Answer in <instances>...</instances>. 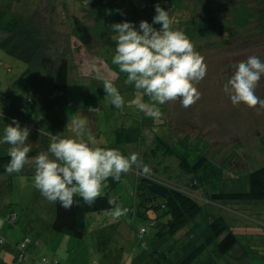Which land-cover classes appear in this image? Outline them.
Listing matches in <instances>:
<instances>
[{"label":"rangeland","instance_id":"rangeland-1","mask_svg":"<svg viewBox=\"0 0 264 264\" xmlns=\"http://www.w3.org/2000/svg\"><path fill=\"white\" fill-rule=\"evenodd\" d=\"M101 2L17 0L14 3L12 9L26 18L24 35L19 41L23 46L32 45L36 55L28 65L0 50V91L6 96L0 100V135L5 125L15 119L21 127L29 129L32 150L47 152L50 134L61 133L71 138V121L82 118L95 136L97 147L115 148L126 157L136 154L139 158L158 135L171 146L187 150L191 160L196 153H204L214 169L221 168L226 192L246 190L247 174L264 166V145L260 143L264 135V108L232 106L222 90L235 74L234 69L250 56L264 60V0H186L174 10L160 5L171 11V28L187 36L207 65L205 78L195 85L200 99L188 108L182 107L179 100L161 105L160 119L148 117L130 103L136 98V89L130 84L126 88L125 79L113 77L115 72L110 67L116 46V34L110 26L122 22L137 27L141 21L151 23L156 3L131 0L134 10L130 12L129 6L126 17L121 19L120 13L112 9L100 15ZM131 13H136L132 21ZM5 37L0 32V41ZM61 58L68 62L66 94H58L53 87ZM97 72L112 79L120 90L126 101L122 109H114L108 103ZM255 93L264 100V77ZM144 101L148 102V97ZM141 125L144 127L140 143L124 146L113 143L115 129ZM9 147L0 145V157L8 155ZM134 168L111 191V197L119 201L118 207L127 210L126 214L116 219L109 213L97 218L90 214L82 239L51 230L53 203L34 187L35 164L31 159L20 173L1 175L0 262L132 264L133 257L142 249L140 241L150 244L152 238L151 229L135 215ZM182 182H186V177ZM202 186L194 193L197 200L209 212L223 217L239 241L217 264H264V202L215 201L211 205L205 197L210 191ZM240 207L245 210L242 214L237 212ZM12 212L19 221L10 225L7 218ZM196 221L199 223L200 218ZM190 228L191 225L183 229L178 237ZM139 229H145V233L137 239ZM25 238L29 239L26 257L19 261L16 245Z\"/></svg>","mask_w":264,"mask_h":264},{"label":"trees","instance_id":"trees-1","mask_svg":"<svg viewBox=\"0 0 264 264\" xmlns=\"http://www.w3.org/2000/svg\"><path fill=\"white\" fill-rule=\"evenodd\" d=\"M16 1L0 0V32L6 35L0 41V50L29 65L36 54L32 45L26 43L23 46L22 41H19L24 35L26 18L12 9ZM184 1L186 0H154L156 5L163 4L170 10ZM101 4L102 8L98 11L100 15L112 9L120 13L121 19L126 17L125 12L129 6L130 12L134 10L131 0H103ZM135 14H130V21ZM156 27L159 29L157 25ZM110 67L119 78L126 80V74L119 73L116 65L110 64ZM67 85L68 62L66 58H61L56 67L53 87L58 94H66ZM4 98L5 94L0 91V100ZM143 127L121 126L115 129L113 143L117 146L140 143ZM260 143L264 145V135L260 137ZM178 147L171 146L156 135L148 151L139 157L142 165L134 168L135 215L151 229L152 238L150 244L140 241L142 249L133 257L132 264H217L238 245V238L225 219L206 210L197 200L194 193L202 185L203 190L210 191L205 197L206 202L211 205L215 201L264 202V166L247 174L246 190L226 192L223 189L221 168L214 169L209 158L202 152L196 153L191 160L187 150ZM41 152L43 150H32L28 157L30 159ZM9 159L8 155L0 157V176L6 173L3 166ZM143 165L149 168L148 173L143 172ZM137 170L141 172L138 173ZM126 175L122 174L121 179ZM184 177L185 183L182 182ZM216 177V180H211ZM117 183L119 181L114 182L109 178L103 187V194L91 206L79 198H74L78 202L69 209L53 203L51 230L55 234L82 239L87 232L86 221L90 214L97 215V218L120 206L119 201L111 197V191ZM237 212L242 214L245 210L240 207ZM199 218L200 222L197 223ZM7 220L12 225L19 221V217L12 212ZM189 225L191 228L182 237H178ZM143 233L145 229H139L136 238L140 239ZM24 240L29 241L28 238Z\"/></svg>","mask_w":264,"mask_h":264},{"label":"clouds","instance_id":"clouds-1","mask_svg":"<svg viewBox=\"0 0 264 264\" xmlns=\"http://www.w3.org/2000/svg\"><path fill=\"white\" fill-rule=\"evenodd\" d=\"M154 10L152 22L141 21L138 28L131 22L110 26L116 34L112 64L118 67L119 73L126 74L124 83L136 89V98L130 103L148 117L160 119L162 112L159 106L179 100L182 107L188 108L200 99L201 93L195 85L205 78L207 65L187 36L171 28L169 12L159 4ZM156 24L160 25L159 29L154 27ZM234 72L222 90L229 98L228 102L232 106L244 104L249 108L257 105L264 108V100L255 93L264 77V60L250 56ZM112 75L115 77L117 73ZM96 78L103 82L108 103L114 109H122L126 101L112 79L98 72ZM144 97H148V102ZM70 131L73 134L71 138H65L61 133L50 134L47 152L31 158L35 164L33 185L49 202L69 209L78 202L74 198H79L91 206L109 178L118 182L122 174L142 165L136 154L126 157L118 149L95 146L97 140L82 118L71 121ZM28 137L29 129L21 127L17 120L5 125L0 145L10 146V159L3 166L7 174H18L29 163L28 154L32 148ZM143 172H149L146 165H143ZM126 211L116 207L109 215L116 219Z\"/></svg>","mask_w":264,"mask_h":264},{"label":"built area","instance_id":"built-area-1","mask_svg":"<svg viewBox=\"0 0 264 264\" xmlns=\"http://www.w3.org/2000/svg\"><path fill=\"white\" fill-rule=\"evenodd\" d=\"M3 242L2 240H0V243ZM29 243L28 240H24L20 243H18L16 246L17 250H18V260L19 261H22L25 257H26V254H25V248L27 247L26 245ZM36 264V263H34Z\"/></svg>","mask_w":264,"mask_h":264},{"label":"crops","instance_id":"crops-1","mask_svg":"<svg viewBox=\"0 0 264 264\" xmlns=\"http://www.w3.org/2000/svg\"><path fill=\"white\" fill-rule=\"evenodd\" d=\"M0 123H1V121H0ZM30 159H31V158H30ZM40 237H41V235L38 234V235H37V238L40 239ZM39 241H40V240H39ZM15 251H16V249H15ZM16 254H17V253H16ZM26 261H29V260H26ZM3 263H4V262H0V264H3Z\"/></svg>","mask_w":264,"mask_h":264}]
</instances>
